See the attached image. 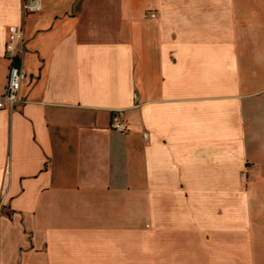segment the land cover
<instances>
[{"label":"crops","instance_id":"0c3cea01","mask_svg":"<svg viewBox=\"0 0 264 264\" xmlns=\"http://www.w3.org/2000/svg\"><path fill=\"white\" fill-rule=\"evenodd\" d=\"M26 1L0 264H264V0Z\"/></svg>","mask_w":264,"mask_h":264},{"label":"built area","instance_id":"2783aa9c","mask_svg":"<svg viewBox=\"0 0 264 264\" xmlns=\"http://www.w3.org/2000/svg\"><path fill=\"white\" fill-rule=\"evenodd\" d=\"M41 0H28L24 4V11L33 14L41 11ZM149 17L155 18V13H150ZM25 52L24 31L17 26H9L7 29V37L5 43V57L9 61L8 80L4 93L0 96V109L13 111L18 104L25 101L20 97V89L24 81L27 79V73L19 63ZM110 129L119 133H127L129 130L127 122L123 118L122 111H116L113 114ZM147 138V134H144ZM247 176L242 175V181L246 182Z\"/></svg>","mask_w":264,"mask_h":264}]
</instances>
